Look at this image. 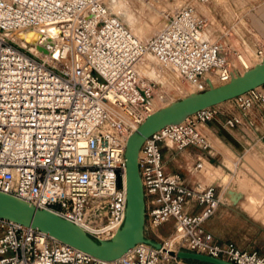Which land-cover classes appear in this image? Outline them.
<instances>
[{
  "label": "built area",
  "instance_id": "1",
  "mask_svg": "<svg viewBox=\"0 0 264 264\" xmlns=\"http://www.w3.org/2000/svg\"><path fill=\"white\" fill-rule=\"evenodd\" d=\"M106 1L0 0V192L69 221L96 242L110 240L124 219L128 136L171 102L156 80L139 74L145 55L176 72L188 89L184 96L225 84L264 59L263 45L254 43L248 52L231 28L212 38L198 9L214 0L184 1L145 42L109 13ZM49 28L59 36L53 45H39L50 47L43 48L48 59L35 58L13 40L14 32L33 31L40 34L37 42H45L49 36L42 30ZM227 102L236 113L223 126L254 131L256 114H264V84ZM216 106L152 133L138 150L143 234L159 249L138 243L101 261L0 219V264H186L167 254L180 250L264 264V255L217 242L205 230L221 204L215 186L189 185L165 170V143L176 151L209 152L198 126L218 115ZM200 168L198 161L193 169ZM165 226L170 230L164 236Z\"/></svg>",
  "mask_w": 264,
  "mask_h": 264
},
{
  "label": "water",
  "instance_id": "2",
  "mask_svg": "<svg viewBox=\"0 0 264 264\" xmlns=\"http://www.w3.org/2000/svg\"><path fill=\"white\" fill-rule=\"evenodd\" d=\"M42 31L49 36L42 43V46L53 45V39L59 36V31L53 28ZM30 32L18 31L14 32L12 36L16 40L23 42L25 44L24 47L30 50L28 47L36 45L35 43L40 38V34L35 32L37 36L36 42H25V38H27ZM37 51L46 52L42 47H38ZM56 54L55 52L52 56L55 58ZM263 84L264 59L241 75L230 78L229 82L225 84L217 87L209 86L203 92L189 93L181 99L159 108L145 118L126 140L123 154L126 198L124 219L121 227L110 240L93 241L80 228L69 221L61 219L51 212L36 209L31 204L3 192H0V219L39 230L55 240L101 261L115 260L138 243H145L155 249H159L160 245L158 243L144 238L143 234L144 202L137 171V154L141 144L148 136L165 126L181 123L201 109L229 101ZM227 195L232 204H235L240 198L239 194H234L231 191H228ZM167 254L179 260L202 264H232L209 256L182 250L176 253L167 251Z\"/></svg>",
  "mask_w": 264,
  "mask_h": 264
},
{
  "label": "crops",
  "instance_id": "3",
  "mask_svg": "<svg viewBox=\"0 0 264 264\" xmlns=\"http://www.w3.org/2000/svg\"><path fill=\"white\" fill-rule=\"evenodd\" d=\"M225 3H246L254 6L250 8L246 16L248 22L246 31L254 41L253 44L256 43L264 46V0H226ZM253 44H251V46ZM224 103L216 106L219 113L213 120L198 126V129L205 136L210 145L209 152L207 153L193 147H187L181 151H176L172 144L165 143L161 149L165 170L169 173L177 174L178 176L182 174L180 178L189 185L199 183L216 187V192L219 195L221 204L217 207L215 214L204 224L205 230L213 236L215 241H230L240 250L254 251L259 255H264V219L260 221L248 215V212L264 213V206L256 205V207L253 208L246 200V198L255 200L260 194H257L256 190L252 188L246 189V191H242V194H239L242 195L239 200L235 204H232L226 193L227 187L224 183L225 178L222 171V163L226 165L227 162L225 150H228L235 156L245 152V147L248 146L250 141L246 139V137H249L246 133L249 135L251 132H258L260 135V146L264 150V114H256L257 120L254 131L244 129L243 127L229 129L223 126V122L225 118L228 117V114L233 115L235 113H232L229 107L222 106ZM213 146L217 147L218 150H215ZM217 156L222 158V162L215 160ZM243 158L251 163L254 161L257 164L259 161H262L258 159L254 153L248 151L245 152ZM198 161L201 163V168L199 170H194L193 167ZM234 161L232 170L234 176L232 178H240L242 174L247 176V174H245L246 172H243V170V173H237L241 171V168L238 166L236 160ZM219 170L222 171V174ZM204 176L211 182L205 183ZM247 178L250 181L253 180L257 186L258 184L261 185V190L264 192V186L260 183V181L264 182V178H259L258 175L254 177L250 173ZM244 180L245 179H242L241 182L246 183ZM215 183H217L218 186ZM246 186L248 187L247 184ZM219 187H222V189L218 190ZM193 211H198V208H195ZM162 233H165L164 228L162 229Z\"/></svg>",
  "mask_w": 264,
  "mask_h": 264
},
{
  "label": "rangeland",
  "instance_id": "4",
  "mask_svg": "<svg viewBox=\"0 0 264 264\" xmlns=\"http://www.w3.org/2000/svg\"><path fill=\"white\" fill-rule=\"evenodd\" d=\"M184 1L187 0H133L132 2H134V7H132L133 8L132 16L135 19L133 25L126 23L127 21H124V19H122L119 15H116L115 13L112 12L111 13L116 15L118 18H120L122 22L126 23V25H128L141 40L147 41L151 36H153L159 29H161L164 26L168 16H170L176 8L182 6V4H184ZM225 2L226 0H214V2L208 4L207 6L200 8L198 7L199 8L198 11L200 12V14L203 15L209 23V27L207 31L212 32V38H216L218 36V32H225L228 28L232 27L233 31L243 36V39L246 41L244 47L248 52H250L252 50L251 44H253L254 41L250 38V35H248L246 31L248 24L246 20V16L249 13L250 8L254 6L246 3L228 4ZM16 42L20 44V46H25L18 41ZM28 48H30V50L27 49V51L31 52V54L35 58L42 60L45 59V56L42 53L35 52L33 50V46ZM148 66L155 73V75H152V77L150 76V74H147L144 71V67H148ZM138 72L150 79H155L158 82V89L165 92L167 96L171 99V102L177 101L182 97H184V92H187L188 90L186 84L182 80H180V78L176 74L172 73L168 68L164 66H160L152 57L147 59L145 57V59L138 68ZM222 106L229 107L232 113H236V111L232 109V105L230 102L224 103ZM246 134L247 136H249L246 137V139H249L250 141L248 143V146L245 147V152L248 151L250 153H254L257 156V158L262 161H259L258 164L254 161H252L253 163H251L247 161L245 158H243L245 152H242L241 154L235 156L232 155L228 150H225L224 152L227 162L226 165L225 163H222L223 164L222 171L224 173V178H225L224 183L225 186L227 187L226 188L227 192L233 191L235 194H242V191H246V189L252 188L253 190H256L257 194H260V196L255 200L252 198H246L247 202L251 205V207L254 208L256 207V205L264 206V192L261 190L262 188L261 185L258 184L257 186L253 180L252 182L247 177H249V173H250L254 177L258 175L259 178L262 179L264 178V150L260 146V142H259L260 135L258 132L256 133L251 132V134L249 133V135L248 133ZM214 149L218 150L217 147H214ZM215 160L222 162V158H220V156H217ZM234 160H236L238 166H240L241 168V171L237 173L246 172L245 174H247V176L242 174V177L240 178L239 177L232 178L234 176V172L232 171L233 164L235 162ZM219 171L222 174V171L221 170ZM179 176L181 177L182 174H180ZM240 179L241 180L245 179L244 181L246 183L241 182ZM204 182L209 183L211 181L206 179L205 177ZM260 183L264 186V182L260 181ZM215 184L217 185V183ZM246 184L248 185V187L246 186ZM220 189H222V187L218 188V190ZM241 196L242 195H240V197ZM248 215L256 220L263 221L264 219V213L248 212ZM169 230L170 229L168 227L166 226L164 227V231H165L164 236L166 235V233H168ZM182 261L185 262L186 264H202V263L186 262L184 260Z\"/></svg>",
  "mask_w": 264,
  "mask_h": 264
},
{
  "label": "bare ground",
  "instance_id": "5",
  "mask_svg": "<svg viewBox=\"0 0 264 264\" xmlns=\"http://www.w3.org/2000/svg\"><path fill=\"white\" fill-rule=\"evenodd\" d=\"M107 1H108V4H107ZM106 1V8L107 10L109 11V13H115L116 15H119L122 19H124V21H127L126 23L130 24V25H133L135 19L133 18L132 16V7H134V2H132L133 0H107ZM138 7V6H137ZM139 9V8H138ZM143 10V9H141ZM135 12V11H134ZM111 13V14H112ZM114 15V14H113ZM115 15V16H116ZM134 15V14H133ZM137 17V16H136ZM152 17V16H151ZM139 18V17H138ZM150 18V16H149ZM158 18V17H157ZM120 19V18H119ZM140 19V18H139ZM155 21V20H154ZM122 22V21H121ZM157 22V21H156ZM124 23V22H123ZM126 23H124L126 25ZM138 24V23H137ZM130 31L134 34L135 37H137L141 42H145L143 40H141L136 34L135 32L128 26L126 25ZM142 27V26H141ZM137 32V31H136ZM138 34V33H137ZM36 39H37V36H36V33L35 32H30L27 36V38H25V42L27 43H35L36 42ZM14 41H18L16 39L13 38ZM20 42V41H18ZM44 42V39H41V41L39 42H36L33 46V50L35 52H39L37 51V48L40 47L39 45H42V43ZM21 44L25 45L23 42H20ZM50 46V45H49ZM43 47L45 49H50V47ZM248 46V45H247ZM249 47V46H248ZM40 53V52H39ZM49 53V51L47 52ZM43 54V53H42ZM45 56V59H48V54L45 55V53L43 54ZM146 59L147 58H151L152 56L147 54L145 55ZM145 57L143 58V60L145 59ZM153 58V57H152ZM154 59V58H153ZM143 60L139 63V65L137 66V70L140 66V64L143 62ZM155 60V59H154ZM165 67V66H164ZM166 68H168L172 73L176 74V72H174L173 70H171L169 67L166 66ZM144 71L147 73V74H150V76L152 77V75H155V73L151 70V68L148 66V67H144ZM143 71V72H144ZM140 74V73H139ZM142 75V74H141ZM177 75V74H176ZM145 76V75H144ZM178 76V75H177ZM179 77V76H178ZM148 78V77H147ZM163 78V77H162ZM150 79V78H149ZM155 80V79H154ZM159 108V107H158ZM157 108V110H158ZM138 155V154H137Z\"/></svg>",
  "mask_w": 264,
  "mask_h": 264
},
{
  "label": "trees",
  "instance_id": "6",
  "mask_svg": "<svg viewBox=\"0 0 264 264\" xmlns=\"http://www.w3.org/2000/svg\"><path fill=\"white\" fill-rule=\"evenodd\" d=\"M186 262H191V261H186ZM191 263H196V262H191Z\"/></svg>",
  "mask_w": 264,
  "mask_h": 264
}]
</instances>
